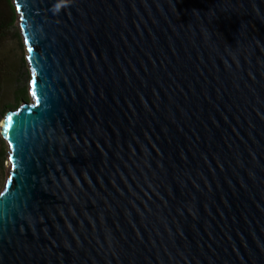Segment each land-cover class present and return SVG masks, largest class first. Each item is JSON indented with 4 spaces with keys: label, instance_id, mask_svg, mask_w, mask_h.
<instances>
[{
    "label": "water",
    "instance_id": "obj_1",
    "mask_svg": "<svg viewBox=\"0 0 264 264\" xmlns=\"http://www.w3.org/2000/svg\"><path fill=\"white\" fill-rule=\"evenodd\" d=\"M11 2L0 264H264V0Z\"/></svg>",
    "mask_w": 264,
    "mask_h": 264
},
{
    "label": "rangeland",
    "instance_id": "obj_2",
    "mask_svg": "<svg viewBox=\"0 0 264 264\" xmlns=\"http://www.w3.org/2000/svg\"><path fill=\"white\" fill-rule=\"evenodd\" d=\"M14 30H11V34L17 35V39H14L12 36V40L8 42L7 46L5 47L6 53L9 58V76L5 78L4 85H3V96L5 104L13 105V96L12 93L15 87H24L26 89L27 99L29 101L30 98L28 96V82L30 78L29 70L26 66L25 60V51H24V43L22 36L19 32V27L17 25V17L14 25ZM21 101H18V105ZM17 108V107H16ZM15 108V109H16ZM13 110V109H9ZM8 110V111H9ZM6 111V112H8ZM2 119L0 120V124ZM8 151L4 141L0 137V190L3 187L5 179L7 177V172L9 170V164L7 162Z\"/></svg>",
    "mask_w": 264,
    "mask_h": 264
},
{
    "label": "trees",
    "instance_id": "obj_3",
    "mask_svg": "<svg viewBox=\"0 0 264 264\" xmlns=\"http://www.w3.org/2000/svg\"><path fill=\"white\" fill-rule=\"evenodd\" d=\"M16 21V10L11 0H0V120L6 114L9 109H15L18 107V101H26L27 93L24 87H15L13 96V105H7L3 96V85L5 78L9 76V58L6 53L5 47L8 42L14 38L17 39V35L11 34V30H14ZM13 36V38H12ZM2 188V187H1Z\"/></svg>",
    "mask_w": 264,
    "mask_h": 264
},
{
    "label": "snow or ice",
    "instance_id": "obj_4",
    "mask_svg": "<svg viewBox=\"0 0 264 264\" xmlns=\"http://www.w3.org/2000/svg\"><path fill=\"white\" fill-rule=\"evenodd\" d=\"M26 43H27V40H26ZM29 51H31V49H29ZM33 95L35 96L36 93L33 92ZM12 119H13V118H12L11 116H9V117L7 118V122H6V124L4 125V131H5V133H7L8 128L11 126V124H12Z\"/></svg>",
    "mask_w": 264,
    "mask_h": 264
},
{
    "label": "bare ground",
    "instance_id": "obj_5",
    "mask_svg": "<svg viewBox=\"0 0 264 264\" xmlns=\"http://www.w3.org/2000/svg\"><path fill=\"white\" fill-rule=\"evenodd\" d=\"M1 124H3V120H2V122H1ZM1 124H0V125H1Z\"/></svg>",
    "mask_w": 264,
    "mask_h": 264
}]
</instances>
